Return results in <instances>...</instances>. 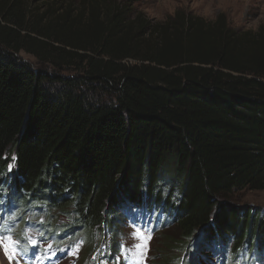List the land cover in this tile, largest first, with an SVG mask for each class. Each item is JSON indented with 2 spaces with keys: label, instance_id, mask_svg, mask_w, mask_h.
<instances>
[{
  "label": "trees",
  "instance_id": "trees-1",
  "mask_svg": "<svg viewBox=\"0 0 264 264\" xmlns=\"http://www.w3.org/2000/svg\"><path fill=\"white\" fill-rule=\"evenodd\" d=\"M6 181L91 237L157 207L175 229L157 264L182 251L197 264L211 245L223 260L229 240L260 259L264 213L231 200L264 190V25L180 10L152 22L129 0H0Z\"/></svg>",
  "mask_w": 264,
  "mask_h": 264
},
{
  "label": "rangeland",
  "instance_id": "rangeland-1",
  "mask_svg": "<svg viewBox=\"0 0 264 264\" xmlns=\"http://www.w3.org/2000/svg\"><path fill=\"white\" fill-rule=\"evenodd\" d=\"M129 1L133 3L135 12L142 11L152 22L163 21L180 10L206 20H214L218 14L223 13L236 30L256 31L264 25V0ZM20 57L29 61L36 70L39 69L40 65L32 56L20 52ZM73 74L69 69L61 71L63 76ZM14 165V155L11 154L9 168H14ZM169 186L167 182L160 187L165 192ZM231 201L264 213V190H242L235 193ZM117 216L116 225L106 227L103 232H97L91 237L84 229L71 228V221L64 216H55V212L42 209L38 200L18 191L12 184L7 181L1 183L0 225L4 227H0V234L12 235L13 239L20 241L18 247H27V252L18 251L17 256L10 261L4 250L0 249V264H157L162 259L159 249L162 235L167 232L175 234L173 224H165L166 214L156 207L146 211L123 210ZM135 228L145 230L146 235L148 232L151 234L143 255L132 247L139 243L131 235ZM28 238L34 239L36 244L29 245ZM231 245L232 240H229L228 245L224 246L223 260L212 245L210 248H202L201 252H205L206 256L199 257L197 264H264V254L260 259H253L249 250L233 251ZM185 253H179V264H187L188 253Z\"/></svg>",
  "mask_w": 264,
  "mask_h": 264
},
{
  "label": "snow or ice",
  "instance_id": "snow-or-ice-1",
  "mask_svg": "<svg viewBox=\"0 0 264 264\" xmlns=\"http://www.w3.org/2000/svg\"><path fill=\"white\" fill-rule=\"evenodd\" d=\"M0 227H4L0 225ZM136 240L139 241V243H136L132 247L136 250H139L140 254L143 255V251L146 247V241L148 239H151L150 232L145 234V230H142L140 228H135V230L131 234ZM28 244L29 245H35L36 241L32 238H28ZM20 241L18 239H13L12 235H3L0 234V249H3L7 258L11 261L13 260L17 254L18 251L27 252V247L19 248ZM50 247V245H49ZM121 250L123 252V246H121Z\"/></svg>",
  "mask_w": 264,
  "mask_h": 264
}]
</instances>
